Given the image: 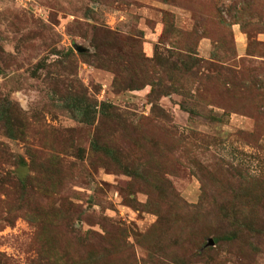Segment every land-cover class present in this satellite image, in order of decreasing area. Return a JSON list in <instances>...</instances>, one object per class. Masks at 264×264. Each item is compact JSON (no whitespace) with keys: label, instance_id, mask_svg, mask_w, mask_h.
<instances>
[{"label":"rangeland","instance_id":"rangeland-1","mask_svg":"<svg viewBox=\"0 0 264 264\" xmlns=\"http://www.w3.org/2000/svg\"><path fill=\"white\" fill-rule=\"evenodd\" d=\"M0 264H264V0H0Z\"/></svg>","mask_w":264,"mask_h":264}]
</instances>
